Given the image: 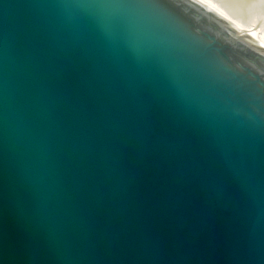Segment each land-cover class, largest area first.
<instances>
[{
    "label": "water",
    "instance_id": "obj_1",
    "mask_svg": "<svg viewBox=\"0 0 264 264\" xmlns=\"http://www.w3.org/2000/svg\"><path fill=\"white\" fill-rule=\"evenodd\" d=\"M0 264H264V46L195 0H0Z\"/></svg>",
    "mask_w": 264,
    "mask_h": 264
},
{
    "label": "bare ground",
    "instance_id": "obj_2",
    "mask_svg": "<svg viewBox=\"0 0 264 264\" xmlns=\"http://www.w3.org/2000/svg\"><path fill=\"white\" fill-rule=\"evenodd\" d=\"M230 24L239 27L264 46L262 0H195Z\"/></svg>",
    "mask_w": 264,
    "mask_h": 264
},
{
    "label": "snow or ice",
    "instance_id": "obj_3",
    "mask_svg": "<svg viewBox=\"0 0 264 264\" xmlns=\"http://www.w3.org/2000/svg\"><path fill=\"white\" fill-rule=\"evenodd\" d=\"M262 2H264V0H262Z\"/></svg>",
    "mask_w": 264,
    "mask_h": 264
}]
</instances>
